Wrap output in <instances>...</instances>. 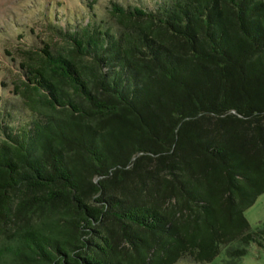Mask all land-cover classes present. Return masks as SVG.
<instances>
[{"label": "trees", "instance_id": "obj_1", "mask_svg": "<svg viewBox=\"0 0 264 264\" xmlns=\"http://www.w3.org/2000/svg\"><path fill=\"white\" fill-rule=\"evenodd\" d=\"M92 5L57 30L68 46L26 53V120L0 122V264L263 246L245 214L264 194V0Z\"/></svg>", "mask_w": 264, "mask_h": 264}, {"label": "rangeland", "instance_id": "obj_2", "mask_svg": "<svg viewBox=\"0 0 264 264\" xmlns=\"http://www.w3.org/2000/svg\"><path fill=\"white\" fill-rule=\"evenodd\" d=\"M93 2L94 10L106 18L110 17L112 2L147 8L154 5V0H0V122L14 124L26 120L27 114L15 111L20 106V98L14 92L16 84L26 80L21 66L28 61L26 53L38 51L44 43L55 48L68 46L57 30L68 27L75 19L76 22H88L91 17L89 7ZM8 111L14 112L11 118ZM245 215L253 228L264 224V194ZM231 248L240 249V245L232 243L212 262L204 264H264V244H251L248 255L234 258L228 253ZM177 264L203 263L183 258Z\"/></svg>", "mask_w": 264, "mask_h": 264}]
</instances>
